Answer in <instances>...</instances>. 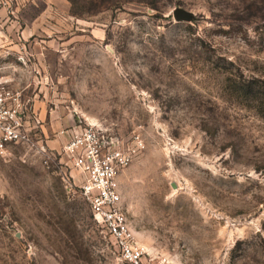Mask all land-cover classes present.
<instances>
[{
  "label": "rangeland",
  "instance_id": "rangeland-1",
  "mask_svg": "<svg viewBox=\"0 0 264 264\" xmlns=\"http://www.w3.org/2000/svg\"><path fill=\"white\" fill-rule=\"evenodd\" d=\"M9 1L49 78L38 143L0 156V264H129L62 179L80 122L143 135L121 193L158 264H264V119L233 88L264 81V0Z\"/></svg>",
  "mask_w": 264,
  "mask_h": 264
},
{
  "label": "built area",
  "instance_id": "built-area-1",
  "mask_svg": "<svg viewBox=\"0 0 264 264\" xmlns=\"http://www.w3.org/2000/svg\"><path fill=\"white\" fill-rule=\"evenodd\" d=\"M16 59L15 65L0 63V73L12 69L16 74L0 75V156L12 146L38 143L43 126L37 89L45 86L49 75L31 44L22 42ZM62 133L67 139L57 153L65 159L59 166L68 190L80 192L95 220L114 240L122 261L158 264L136 241L121 193V173L146 147L141 132L122 138L96 123L80 122ZM40 139L39 150L50 158L53 151Z\"/></svg>",
  "mask_w": 264,
  "mask_h": 264
},
{
  "label": "crops",
  "instance_id": "crops-1",
  "mask_svg": "<svg viewBox=\"0 0 264 264\" xmlns=\"http://www.w3.org/2000/svg\"><path fill=\"white\" fill-rule=\"evenodd\" d=\"M18 15L15 9V3H10L9 0H0V63L17 64V55L22 44L21 36L25 38L27 29H23L22 35L19 36L20 28ZM19 36V38H18ZM36 48V46H35ZM0 75L12 77L16 74L9 69L1 72ZM37 106L40 110V107Z\"/></svg>",
  "mask_w": 264,
  "mask_h": 264
},
{
  "label": "trees",
  "instance_id": "trees-1",
  "mask_svg": "<svg viewBox=\"0 0 264 264\" xmlns=\"http://www.w3.org/2000/svg\"><path fill=\"white\" fill-rule=\"evenodd\" d=\"M75 7L78 0H69ZM233 88L246 100L253 102L256 112L264 119V81L252 78L244 79L242 82H235Z\"/></svg>",
  "mask_w": 264,
  "mask_h": 264
},
{
  "label": "water",
  "instance_id": "water-1",
  "mask_svg": "<svg viewBox=\"0 0 264 264\" xmlns=\"http://www.w3.org/2000/svg\"><path fill=\"white\" fill-rule=\"evenodd\" d=\"M174 15L177 20H191L193 18V14L182 7H177L174 10ZM173 186L176 187L175 185Z\"/></svg>",
  "mask_w": 264,
  "mask_h": 264
}]
</instances>
